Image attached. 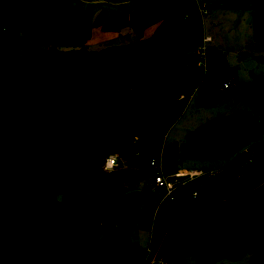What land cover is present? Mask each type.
<instances>
[{
  "label": "trees",
  "instance_id": "1",
  "mask_svg": "<svg viewBox=\"0 0 264 264\" xmlns=\"http://www.w3.org/2000/svg\"><path fill=\"white\" fill-rule=\"evenodd\" d=\"M71 6L72 0H0V25L26 39L20 59L14 45L0 42V123L17 156L16 165L4 166L10 151L0 137V264H146L147 252L152 256L159 246L176 252L187 245L183 215L207 242L203 257L213 246L214 262L237 261L246 251L232 217L239 199L247 201L250 235L264 246V171L253 167L264 162L261 120L234 113L188 133L179 149L163 144L195 91L200 107L231 94L222 90L235 75L224 53L207 48L205 69L192 66L203 38L196 1L178 0L149 39L98 52L56 50L80 21L81 10ZM255 9L253 36L264 41V5ZM134 21L110 23L100 14L95 26L118 32ZM233 89H242L250 102L264 101V81L255 91L237 82ZM162 149L167 170L186 159L230 161L217 176L178 189L172 204L150 212V241L143 249L130 245L128 235L145 194L124 205L118 184L136 179L137 172L105 173L101 160L118 154L138 170ZM240 167L235 185L230 176ZM35 169L52 170L72 185L85 182L89 194L80 204L67 205V194L57 202ZM100 225L118 229L108 250L97 246ZM250 264H264V249Z\"/></svg>",
  "mask_w": 264,
  "mask_h": 264
},
{
  "label": "rangeland",
  "instance_id": "2",
  "mask_svg": "<svg viewBox=\"0 0 264 264\" xmlns=\"http://www.w3.org/2000/svg\"><path fill=\"white\" fill-rule=\"evenodd\" d=\"M196 1L198 5H208L209 14L203 18L205 36H211L213 43H216L221 51L226 54L229 67L235 69L237 81L243 84H255L252 91L258 90L261 80L264 79V45H262L264 43H257L253 40L251 7L264 4V0H228L226 3H221L220 0ZM177 2L178 0H72V9L81 10L82 15L78 24L70 29L65 46L58 47L56 50L69 52L84 49L98 52L107 47L123 46L149 39L173 11ZM100 14L103 15L105 21L110 23H131L132 20L135 21L131 26L118 32L105 31L101 27L95 26V21ZM196 15L202 17L199 12ZM24 40L26 39L20 30L11 31L7 25H0V42L6 41L8 44L14 45L18 59L24 56L21 46ZM197 58L199 59L198 56ZM197 62H193L192 66L196 67ZM229 81L231 82L232 79ZM231 86L233 88V84ZM232 88L229 90L231 94L228 97L210 107L198 106L196 104L198 95L196 98L192 96L179 117L180 119L168 130L164 138V146L176 145L179 149L180 145L185 142L188 133L195 131L210 120L223 118L234 113H248L259 118L262 121V139L264 140V111H261L264 101L250 102L245 97L242 89L232 90ZM261 92L264 93L263 90ZM8 134V127L0 123L2 144L10 151L4 159V166L12 167L16 165L17 156L10 146ZM133 141L137 144L146 143L145 139H139L138 137H135ZM160 156L164 157L163 149L158 157ZM205 161L186 159L180 161L179 167L216 172L215 175L217 176L230 160ZM253 167L264 171V162L253 164ZM136 172L138 175L136 179L118 180V184L123 188L121 199L124 205L140 194H145V205L142 208H146V210L138 213L136 224L129 228L128 239L130 245L147 249L151 235L149 214L154 210L156 197L153 193L150 172L147 167L138 169ZM34 175L46 178L55 198L62 196L60 202L64 200V196L67 194V205L83 203L89 194L87 183L82 182L78 185H72L69 182L58 181L52 170L35 169ZM236 176L241 178L242 167L234 168L230 176L235 185L239 182L236 180ZM246 203V200L239 199L232 204L235 233L245 241L246 247L245 253L239 260L223 259L214 262L215 251L213 246L207 249L205 257H203L207 242L198 238L189 216L183 215L179 219V224L186 234L187 245L176 252L160 249L159 246L154 255L151 256V253L147 252L144 263L153 264L155 260L164 264H250L251 257L257 253L258 249H264V246H261L250 235L249 221L243 210ZM116 233V228L100 225L97 231L98 248L108 250Z\"/></svg>",
  "mask_w": 264,
  "mask_h": 264
},
{
  "label": "built area",
  "instance_id": "3",
  "mask_svg": "<svg viewBox=\"0 0 264 264\" xmlns=\"http://www.w3.org/2000/svg\"><path fill=\"white\" fill-rule=\"evenodd\" d=\"M223 1V0H221ZM208 11L207 5H198L197 12L202 15ZM210 39L203 37L200 46L197 49L199 57L197 66L205 69L206 67V50ZM230 81L222 85V90L229 91L232 88ZM129 160L124 159L118 154H108L102 160L101 169L105 173L113 172H131L137 171L135 167L129 165ZM132 167V168H131ZM150 172V182L153 188V193L156 197L154 205V213L161 206H168L175 201V193L180 188H189L197 181L208 180L215 176L216 172H209L201 169H182L175 165L171 170H167L164 165L163 157L152 159L147 166ZM236 180H240V176H236ZM193 199H198L196 191L191 192ZM153 264H164L154 260Z\"/></svg>",
  "mask_w": 264,
  "mask_h": 264
},
{
  "label": "crops",
  "instance_id": "4",
  "mask_svg": "<svg viewBox=\"0 0 264 264\" xmlns=\"http://www.w3.org/2000/svg\"><path fill=\"white\" fill-rule=\"evenodd\" d=\"M196 1V0H195ZM220 2L221 3H226V2H228V0H223V1H221L220 0ZM196 3H197V1H196ZM206 5V4H205ZM262 5H264V4H262ZM208 6V5H207ZM257 6H260V5H256V6H253V7H251V28H252V37H253V40L254 41H256L257 43H264V41H257V40H255L254 39V36H253V25H252V20H253V14H254V12L256 11V7ZM209 13H208V11H207V13L206 14H204V15H202V17H201V20H202V30H203V37H206V38H209L210 39V41H209V43H208V47H210V48H213V49H216V50H218V51H220V52H222L221 51V49L218 47V45H216V43H213V38L211 37V36H205V25H204V23H203V18L205 17V16H207ZM262 45H264V44H262ZM223 53V52H222ZM225 59H226V64H227V66L229 67V65H228V63H227V56H226V54H225ZM262 60H263V57H262ZM229 68H231V67H229ZM233 69V68H232ZM236 74V73H235ZM233 80H232V84H234V82H237V83H239L238 81H237V79L235 78V75H234V77L232 78ZM262 81H264V79L263 80H261V82H260V84L262 83ZM240 84H243V83H240ZM259 84V85H260ZM244 85H250L251 86V89L253 88V86H255V84L253 85L252 83H248V84H244ZM199 94V91L197 90V91H195L194 92V94L192 95L193 96V98H196L197 97V95ZM191 96V97H192ZM263 107H264V105H263ZM262 107V108H263ZM262 108H261V111H262ZM263 112V111H262ZM180 119V118H179ZM261 123H262V121H261ZM165 138V137H164ZM262 141H264L263 139H262ZM163 144L165 145V143H164V140H163ZM207 161V160H206ZM205 161V162H206ZM178 166H179V164H178ZM224 168V167H223ZM222 168V169H223ZM146 210V208L144 209V210H142V211H145ZM151 220V219H150ZM113 228H115V227H113ZM116 231L118 232V229L116 228ZM258 250H261V249H258ZM257 250V251H258Z\"/></svg>",
  "mask_w": 264,
  "mask_h": 264
},
{
  "label": "water",
  "instance_id": "5",
  "mask_svg": "<svg viewBox=\"0 0 264 264\" xmlns=\"http://www.w3.org/2000/svg\"><path fill=\"white\" fill-rule=\"evenodd\" d=\"M62 199V196H58V198L56 199L57 202H60V200ZM145 208H143L144 210Z\"/></svg>",
  "mask_w": 264,
  "mask_h": 264
}]
</instances>
